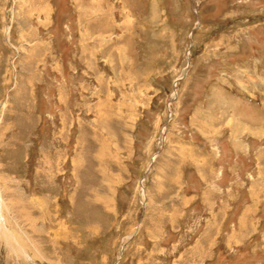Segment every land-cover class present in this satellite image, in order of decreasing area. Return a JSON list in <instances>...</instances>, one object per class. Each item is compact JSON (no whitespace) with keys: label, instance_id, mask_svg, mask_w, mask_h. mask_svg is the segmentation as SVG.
<instances>
[{"label":"rangeland","instance_id":"rangeland-1","mask_svg":"<svg viewBox=\"0 0 264 264\" xmlns=\"http://www.w3.org/2000/svg\"><path fill=\"white\" fill-rule=\"evenodd\" d=\"M263 178L264 0H0V264H264Z\"/></svg>","mask_w":264,"mask_h":264},{"label":"crops","instance_id":"crops-1","mask_svg":"<svg viewBox=\"0 0 264 264\" xmlns=\"http://www.w3.org/2000/svg\"><path fill=\"white\" fill-rule=\"evenodd\" d=\"M255 132V131H253ZM260 182H264V178L263 179H259ZM251 190V189H250ZM258 201V198H257V194L255 193L254 189H253V192L249 193V197H248V202L247 204L245 205V209H256L255 207V203ZM258 204H259V201H258ZM254 207V208H253Z\"/></svg>","mask_w":264,"mask_h":264},{"label":"bare ground","instance_id":"bare-ground-1","mask_svg":"<svg viewBox=\"0 0 264 264\" xmlns=\"http://www.w3.org/2000/svg\"><path fill=\"white\" fill-rule=\"evenodd\" d=\"M176 96V88H175V92H174V94L172 95V97L174 98ZM50 169V168H49ZM143 186V185H142ZM69 215V214H68ZM35 223V222H34ZM39 224V223H38ZM35 225V224H34ZM40 228V227H39ZM0 231H1V233L6 237V238H10L11 236H10V233H9V231L6 229V227L4 226V224H3V221H2V219L0 218ZM63 236V235H62ZM122 251H120V255H122ZM25 255V254H24ZM23 255V256H24ZM27 256V255H26Z\"/></svg>","mask_w":264,"mask_h":264}]
</instances>
